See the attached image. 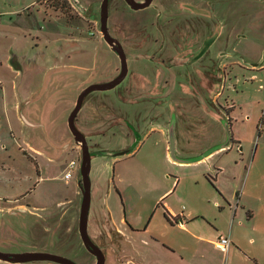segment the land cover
<instances>
[{
	"label": "rangeland",
	"instance_id": "1",
	"mask_svg": "<svg viewBox=\"0 0 264 264\" xmlns=\"http://www.w3.org/2000/svg\"><path fill=\"white\" fill-rule=\"evenodd\" d=\"M56 1L0 0V226L17 234L0 235V251L46 252L93 264L76 235L80 199L75 177L68 184L62 180L66 165L80 161L67 127L78 93L65 73L71 66L84 69L83 74L71 70L72 78L80 79L77 85L109 80L114 55L99 33L101 0H76L93 13L92 19L78 14L69 0L56 9ZM109 4L111 35L134 51L127 56L122 84L92 93L76 122L93 155L89 234L94 221L102 227L108 208L116 225L125 208L126 224L139 225L142 212L147 209L151 216L155 209L151 199L178 175L173 164L211 155L209 162L225 170L221 187L229 197L236 201L248 181L242 204L251 207L252 215L247 219L239 206L243 223L224 215L216 222L218 231L229 233L244 253L264 264V0H174L170 6L153 0L139 12L123 0ZM182 20L203 26L192 42L193 53L177 51L169 65H160L162 51L184 44L171 37ZM145 31L155 36L151 46ZM71 38L76 42H64ZM184 57L192 62H182ZM96 99L108 108L95 106ZM170 128L176 140L173 155ZM124 150L129 154L116 159L96 155ZM22 208L46 211L30 217ZM43 220L50 229L45 230ZM27 222L38 226L23 236L16 225ZM57 225L55 234L48 231ZM122 233L117 245L104 248L105 264H154L161 256L142 234L126 227ZM207 257L210 264L227 261L212 247ZM229 264L243 263L233 256Z\"/></svg>",
	"mask_w": 264,
	"mask_h": 264
},
{
	"label": "crops",
	"instance_id": "2",
	"mask_svg": "<svg viewBox=\"0 0 264 264\" xmlns=\"http://www.w3.org/2000/svg\"><path fill=\"white\" fill-rule=\"evenodd\" d=\"M64 42L75 43L76 40L71 38L66 39ZM64 66L67 68L66 65ZM71 68L84 70L73 66L69 67L70 70H72ZM114 68L115 66L112 63V69ZM73 84L75 86V79ZM74 149L78 151V148L74 147ZM32 151L37 155H41V152L34 149ZM172 166L176 169L178 175L174 181H171L169 188L163 190L155 199H151L155 209L151 212V216H149L150 213L147 214V209H145L142 212L143 218L139 225H134L131 222L126 224L125 217L129 215L126 210H129V208H125V216L123 215L120 219V226L116 225L112 212L109 208L107 209L111 221L118 231L124 232L126 227L131 233H140L144 236L146 244L152 245L158 252L161 251V256L157 259L152 258L154 264H195L197 261L210 264L211 261L207 257V252L211 247L214 250H219L217 248L218 241L224 237L230 240L227 252H223L227 258L225 264H229L233 256L234 260H237L238 257L243 264H261L258 258L244 253L239 243L229 233L221 234L216 225L219 218L224 215H226V218H231V220L238 217L239 221L243 223L242 215L237 212L239 206L241 211L246 212L247 219H251V207L242 204L248 181L246 180L242 193L235 194V201L221 187V175L225 170L217 161L211 163L208 157L193 164H173ZM77 173L74 175L76 189ZM72 179L65 181L62 175V180L67 184ZM69 202L72 201L61 202L58 206L64 203L69 204ZM38 211H46V209L35 208L29 212ZM166 215L170 221L166 219ZM145 221H147V224L141 228L140 226H143ZM193 246L197 247V253L191 251Z\"/></svg>",
	"mask_w": 264,
	"mask_h": 264
},
{
	"label": "water",
	"instance_id": "3",
	"mask_svg": "<svg viewBox=\"0 0 264 264\" xmlns=\"http://www.w3.org/2000/svg\"><path fill=\"white\" fill-rule=\"evenodd\" d=\"M110 1L111 0H101L100 2V9L98 15H96L99 23V33L101 35L102 40L106 44V48L112 52L114 55V59L111 58L110 64H111V74L110 79L100 82H90L88 85L84 86L83 83L80 82L79 85H76V80H80L79 78H75V86H74V78L73 72L69 69L65 73V76L68 77L69 85L74 90V92H77V98L75 100L74 108L69 115L67 119V127L70 132V135L73 140L74 147L78 148L80 152V162H79V169L77 173V190L78 195L80 199V205H79V211H78V217H77V237L80 241L81 247L84 248V250L94 258L93 264H105V255H104V248H106L108 245H117L118 242H116L117 239H120V237H124L123 233L118 231L117 227L113 225L109 212L108 216L104 217V219H107L102 222V227H100L95 221H94V230L92 232L93 235L89 234V224H90V204H91V181H90V170H91V159L93 158V155L89 151V146L87 144L86 137L87 135L82 133L77 125L76 122L78 120V115L85 104L87 100H89V96L92 93L95 92H107L114 90L119 85L122 84V82L125 80L127 74H128V65H127V54L126 49L124 48V45L116 38H114L109 29L108 25V19H109V7H110ZM125 5L133 12H139L147 9L153 0H123ZM70 5L72 8L81 16H84L86 18L92 19L93 14L91 11H85L84 9H81L78 5L76 0H69ZM113 57V56H112ZM113 59V62H112ZM112 63L114 64L115 68L112 69ZM119 63V66H118ZM96 65V64H95ZM72 69V68H71ZM99 67H95L94 71H98ZM116 69V70H115ZM82 70V74H83ZM139 79L143 80V78ZM213 86V83H212ZM204 88L208 89V86H205ZM203 90H201L202 92ZM208 91V90H206ZM96 99L93 103L95 106H103L105 108H108L104 105L103 102L98 103ZM90 101V100H89ZM92 102V100H91ZM94 105H92V108H94ZM20 109V108H19ZM176 145V140L174 137V130L173 128H170L169 130V150L171 154H174ZM34 149V148H33ZM222 148L215 151V153L219 152ZM38 152H40L37 149H34ZM129 154V151H120L116 154H109V153H102L97 152L96 155L98 156H109L111 158H120L123 156H126ZM211 155L202 157L196 161H177L176 164L181 165H189L193 164L199 161H202ZM19 210V209H18ZM17 210V211H18ZM73 210V209H72ZM21 213H27L30 217L34 216V213H30L28 209H21L19 210ZM18 211V212H19ZM70 212V208L68 210ZM10 213L16 212L15 210L9 211ZM7 212V213H9ZM4 213V212H2ZM35 217H37L35 215ZM40 219V218H39ZM41 223H44L45 230L50 229L46 220L40 221ZM38 226L36 223L30 224L27 222L25 225L20 224L16 225L17 231L21 230L23 232V236H28L29 231H33L32 229ZM60 228V225H57L54 227L52 231L53 234L58 231ZM44 230V231H45ZM47 232V231H46ZM6 233L10 234L11 236H17L16 232L12 229H3L0 226V235L4 236ZM105 237V240L103 239ZM0 262L7 263V264H27V263H37V262H47L52 264H76L75 262L61 257L54 254H49L46 252H21V253H9V252H1L0 251Z\"/></svg>",
	"mask_w": 264,
	"mask_h": 264
},
{
	"label": "flooded vegetation",
	"instance_id": "4",
	"mask_svg": "<svg viewBox=\"0 0 264 264\" xmlns=\"http://www.w3.org/2000/svg\"><path fill=\"white\" fill-rule=\"evenodd\" d=\"M161 1L165 6H170V2H173L174 0H161ZM218 1L220 2L221 0ZM168 14H170V12ZM201 27L203 28V26H201L200 24L193 25V23H190L189 21L182 20V23L180 24V26H178L177 31L175 33H172L171 37L184 40V44H180L176 42L173 44V46H170L165 51H162L160 54L159 64L169 65L170 61H172V58L170 57L173 56L177 51L182 52L184 56H188L190 53H193L194 43L192 42L201 33L202 30ZM144 34H145L144 36L145 43L151 46V43L156 41L155 36L146 33V31L144 32ZM131 51L134 50L126 49L127 56L131 54ZM182 62L191 63L192 61H186L184 57L182 58Z\"/></svg>",
	"mask_w": 264,
	"mask_h": 264
},
{
	"label": "built area",
	"instance_id": "5",
	"mask_svg": "<svg viewBox=\"0 0 264 264\" xmlns=\"http://www.w3.org/2000/svg\"><path fill=\"white\" fill-rule=\"evenodd\" d=\"M79 169V160H72L70 161L65 169V172L63 174V179L65 181H69L70 179L74 178V175L76 172H78ZM230 246V240L227 237L221 238L218 241L217 248L222 252H227L228 248Z\"/></svg>",
	"mask_w": 264,
	"mask_h": 264
},
{
	"label": "trees",
	"instance_id": "6",
	"mask_svg": "<svg viewBox=\"0 0 264 264\" xmlns=\"http://www.w3.org/2000/svg\"><path fill=\"white\" fill-rule=\"evenodd\" d=\"M65 5H68L67 2H65L64 0L61 2L60 0H57L56 1V4H53L52 3V6L56 9H59V10H62L63 8H65ZM264 120V114H263V117H262V121ZM166 219L168 221H170L169 217L166 215Z\"/></svg>",
	"mask_w": 264,
	"mask_h": 264
},
{
	"label": "bare ground",
	"instance_id": "7",
	"mask_svg": "<svg viewBox=\"0 0 264 264\" xmlns=\"http://www.w3.org/2000/svg\"><path fill=\"white\" fill-rule=\"evenodd\" d=\"M80 162V161H79Z\"/></svg>",
	"mask_w": 264,
	"mask_h": 264
}]
</instances>
